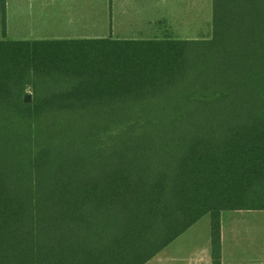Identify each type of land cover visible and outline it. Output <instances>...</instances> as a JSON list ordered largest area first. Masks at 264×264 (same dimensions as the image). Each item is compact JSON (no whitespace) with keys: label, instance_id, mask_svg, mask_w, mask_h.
I'll use <instances>...</instances> for the list:
<instances>
[{"label":"trees","instance_id":"obj_1","mask_svg":"<svg viewBox=\"0 0 264 264\" xmlns=\"http://www.w3.org/2000/svg\"><path fill=\"white\" fill-rule=\"evenodd\" d=\"M0 29V264H146L206 215L221 264V212L264 210V0L207 38Z\"/></svg>","mask_w":264,"mask_h":264},{"label":"crops","instance_id":"obj_2","mask_svg":"<svg viewBox=\"0 0 264 264\" xmlns=\"http://www.w3.org/2000/svg\"><path fill=\"white\" fill-rule=\"evenodd\" d=\"M206 2L209 7L212 0ZM195 4L196 0H0V18L4 14L7 38L17 41L190 39ZM245 211L264 212L235 210V214H220L221 264H264V252L242 257L226 248L244 232L239 223ZM200 222L201 219L146 264H212L210 219L202 231ZM251 232L248 226L245 233ZM196 238L198 244L186 243Z\"/></svg>","mask_w":264,"mask_h":264},{"label":"rangeland","instance_id":"obj_3","mask_svg":"<svg viewBox=\"0 0 264 264\" xmlns=\"http://www.w3.org/2000/svg\"><path fill=\"white\" fill-rule=\"evenodd\" d=\"M200 1L201 0H196L194 27L193 30L189 29L190 39L202 37L207 38L211 35L212 3L208 7L206 0L204 3ZM233 213V211H225L224 215H230ZM243 213L244 216L242 218L244 219L240 221L239 227L244 232L238 236L236 243H227L226 248L232 251L234 254L240 255L242 257H246V255H255L264 252V212L245 211ZM254 218H256V220ZM209 219V215H206L201 219V222L198 224V227L201 231L203 230V226L207 224ZM248 226L252 230L251 233H245V229ZM254 226H257L256 231H254ZM198 241L199 240L197 238L193 240L188 239L186 243L198 244ZM199 243L202 242L200 241ZM151 264H153V262H151Z\"/></svg>","mask_w":264,"mask_h":264},{"label":"water","instance_id":"obj_4","mask_svg":"<svg viewBox=\"0 0 264 264\" xmlns=\"http://www.w3.org/2000/svg\"><path fill=\"white\" fill-rule=\"evenodd\" d=\"M24 100H25V102H30V100H31V95H30L29 93H27V94L25 95V97H24Z\"/></svg>","mask_w":264,"mask_h":264}]
</instances>
